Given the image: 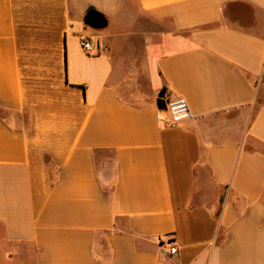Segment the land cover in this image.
I'll return each mask as SVG.
<instances>
[{"label": "crops", "instance_id": "1", "mask_svg": "<svg viewBox=\"0 0 264 264\" xmlns=\"http://www.w3.org/2000/svg\"><path fill=\"white\" fill-rule=\"evenodd\" d=\"M126 3L0 0V264H264V0Z\"/></svg>", "mask_w": 264, "mask_h": 264}, {"label": "rangeland", "instance_id": "2", "mask_svg": "<svg viewBox=\"0 0 264 264\" xmlns=\"http://www.w3.org/2000/svg\"><path fill=\"white\" fill-rule=\"evenodd\" d=\"M101 12H104L111 17V24L109 27L103 30H93L89 28L88 31L92 34L100 37L103 35H107L109 32H113L114 30H118L119 32H131L136 29L134 18H136V16H139L136 6V0H127L126 5L122 6L121 8L119 6H116L114 9L109 10H104V8H101ZM126 40L127 39L125 38L120 39V43L122 45L121 47L124 46L123 43L126 42ZM136 42L142 43L141 39H137Z\"/></svg>", "mask_w": 264, "mask_h": 264}, {"label": "built area", "instance_id": "3", "mask_svg": "<svg viewBox=\"0 0 264 264\" xmlns=\"http://www.w3.org/2000/svg\"><path fill=\"white\" fill-rule=\"evenodd\" d=\"M81 45L86 50H92L93 46L86 39L81 40ZM164 114H167V118L163 117L166 121L167 126H172L175 124H179L186 119L192 118V113L189 107V104L186 99L182 97H176L174 99H170L167 101V109L161 111ZM162 117L160 116V119ZM165 245L169 247V253L174 255L178 253V248L173 237H170Z\"/></svg>", "mask_w": 264, "mask_h": 264}, {"label": "water", "instance_id": "4", "mask_svg": "<svg viewBox=\"0 0 264 264\" xmlns=\"http://www.w3.org/2000/svg\"><path fill=\"white\" fill-rule=\"evenodd\" d=\"M84 23L90 28H93L95 30L106 29L110 24L107 16L103 12L97 9H91L87 12L84 18ZM157 106L161 111L167 109V101L165 99L164 91L160 92L157 98Z\"/></svg>", "mask_w": 264, "mask_h": 264}, {"label": "trees", "instance_id": "5", "mask_svg": "<svg viewBox=\"0 0 264 264\" xmlns=\"http://www.w3.org/2000/svg\"><path fill=\"white\" fill-rule=\"evenodd\" d=\"M91 9H95V8L94 7L89 8V10H91Z\"/></svg>", "mask_w": 264, "mask_h": 264}]
</instances>
